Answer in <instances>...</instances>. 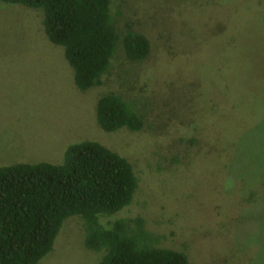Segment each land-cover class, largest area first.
<instances>
[{
    "label": "rangeland",
    "instance_id": "obj_1",
    "mask_svg": "<svg viewBox=\"0 0 264 264\" xmlns=\"http://www.w3.org/2000/svg\"><path fill=\"white\" fill-rule=\"evenodd\" d=\"M122 37L151 41L142 61L121 40L101 83L80 90L44 10L0 2V165L62 162L99 141L139 179L132 204L104 218L142 216L158 245L195 264H264V0H112ZM115 93L144 120L105 131L99 97ZM80 216L65 220L37 264H99Z\"/></svg>",
    "mask_w": 264,
    "mask_h": 264
},
{
    "label": "trees",
    "instance_id": "obj_2",
    "mask_svg": "<svg viewBox=\"0 0 264 264\" xmlns=\"http://www.w3.org/2000/svg\"><path fill=\"white\" fill-rule=\"evenodd\" d=\"M0 2L44 10L45 34L63 47L80 90L101 83L120 40L130 60L151 52L146 34L128 28L119 35L112 0ZM97 120L105 131L144 127L141 114L115 93L99 97ZM138 187L131 162L93 140L70 144L60 163L0 165V264H37L72 216L83 220L85 246L105 251L99 264H195L186 251L158 245L142 216L104 221L129 207Z\"/></svg>",
    "mask_w": 264,
    "mask_h": 264
}]
</instances>
